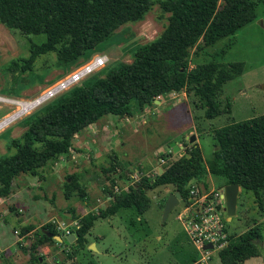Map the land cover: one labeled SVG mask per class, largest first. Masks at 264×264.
I'll use <instances>...</instances> for the list:
<instances>
[{
  "label": "rangeland",
  "instance_id": "rangeland-1",
  "mask_svg": "<svg viewBox=\"0 0 264 264\" xmlns=\"http://www.w3.org/2000/svg\"><path fill=\"white\" fill-rule=\"evenodd\" d=\"M152 1V8L143 18L120 25L85 56L62 61L55 52H49L40 55L28 70L16 64H24L31 47L44 42L46 34L28 35L0 23V120L20 107L14 100L37 99L50 85L95 55H106V65L79 84L132 63L140 47L158 37L168 20L169 13L163 11L160 0ZM256 13L257 18L234 35L203 49L198 48L202 44L200 40L189 48L186 57L188 70L212 60L244 63V72L226 82L220 96L223 104L231 101L230 113L209 119L198 97L193 92L183 91L163 94L143 110L134 109L131 116L108 114L102 117L77 133L70 151L51 160L38 175L22 173L14 179L10 195L0 196V209L8 210L0 217V232L4 230L8 236H13V230L20 229L26 219L38 223L52 217L51 223L58 233L65 234L62 228L65 226L77 236L76 230L84 215L110 204L108 191L120 193L128 190L129 184L141 182L142 176L155 177L160 168L185 155L195 142L207 165L215 149L216 128L233 120L264 114V0H259ZM64 92L22 113L2 129L0 156L13 154L16 149L10 148L9 142L22 137L29 116ZM193 136L196 139L191 142ZM173 142L180 146L179 151H173ZM72 181L75 187L66 195V183ZM206 182L219 187L225 179L210 173ZM191 187L199 191L202 188L200 182ZM172 192H175L172 185L149 190L151 206L144 214H138L135 208H121L113 217L97 219L84 248L75 256L65 254V249L68 252L75 249L74 241L65 239L67 245L61 249L64 253L58 251L61 259L57 263L189 264L194 257L200 258L185 223L177 217L188 203L182 199L164 220L165 203ZM238 205L236 215L230 221L227 219V228L230 233L244 232L248 223L258 220L263 237V241L258 242L260 255L244 264H264V216L259 217L254 193L242 189ZM245 207L247 210L243 213ZM16 247H11L13 253ZM17 255L20 259L27 256L25 251ZM208 256L207 264H223L219 250L213 249Z\"/></svg>",
  "mask_w": 264,
  "mask_h": 264
},
{
  "label": "trees",
  "instance_id": "trees-1",
  "mask_svg": "<svg viewBox=\"0 0 264 264\" xmlns=\"http://www.w3.org/2000/svg\"><path fill=\"white\" fill-rule=\"evenodd\" d=\"M152 0H0V23L31 34H46V40L35 43L22 70L31 69L37 58L55 52L62 61L85 56L105 41L122 24L138 20L152 8ZM169 13L164 30L154 40L143 44L132 63L111 70L105 76L84 81L67 90L39 111L31 114L20 139H11V155L0 156V196L10 195L14 179L28 173L38 175L51 160L70 151L73 139L90 124L111 114L133 115L161 95L169 92H193L205 108L209 119L230 113L231 101L220 99L226 82L244 72L243 62L224 63L212 60L188 70L189 48L202 41L199 49L234 35L257 18L259 0H160ZM226 50L223 49L222 53ZM215 149L206 165L195 142L178 160L169 161L155 177H141L128 190L109 192L110 204L90 211L81 218L76 230L75 256L87 242V235L99 218L111 217L121 208H135L144 214L151 206L149 190L172 185L189 205L191 182H206L207 176H222L225 184L237 183L255 195L259 217L264 216V114L235 121L214 130ZM208 188V183H204ZM75 183H66L70 195ZM51 221L37 232L38 241L31 246L34 260L37 248L45 240L58 242L42 232L58 233ZM228 233V244L219 250L223 264H243L258 256V242L263 241L258 220L248 223L244 232ZM26 227L22 233L29 232ZM198 259H195L197 261Z\"/></svg>",
  "mask_w": 264,
  "mask_h": 264
},
{
  "label": "built area",
  "instance_id": "built-area-1",
  "mask_svg": "<svg viewBox=\"0 0 264 264\" xmlns=\"http://www.w3.org/2000/svg\"><path fill=\"white\" fill-rule=\"evenodd\" d=\"M107 59L106 55H95L50 85L39 98L43 97L46 100L78 85L90 74L104 67ZM18 112L19 108L0 120V131L17 118ZM191 193V203L185 206V209L179 214V218L185 223L193 243L201 254L197 264H207L208 255L213 249L221 250L228 244L224 186L208 192L192 188ZM62 228L66 230V235L73 234L67 227L63 226ZM210 242L214 247L206 248ZM0 251H2L1 248Z\"/></svg>",
  "mask_w": 264,
  "mask_h": 264
},
{
  "label": "crops",
  "instance_id": "crops-1",
  "mask_svg": "<svg viewBox=\"0 0 264 264\" xmlns=\"http://www.w3.org/2000/svg\"><path fill=\"white\" fill-rule=\"evenodd\" d=\"M196 182H200V184L202 186L200 191H202V192H208L214 188H219V187H222L225 185V183H224L223 185H221L219 187H215V186H210L208 184V188H206V185L204 183H202V181H197V180H193L191 182V185H193ZM241 192H242V188L240 187L239 202H240ZM109 199H110V197H109ZM242 202H243V204H245L244 200H242ZM255 207H256V203H255ZM238 209H239V205L237 206V212H238ZM246 210H247V208L245 207L243 213H245ZM6 211H8V210L5 208H1L0 209V217H2V215ZM18 212H21V208H19ZM65 214H69V213H65ZM19 215L20 214H18V216ZM70 215H71V212H70ZM115 215H113V216H115ZM113 216H111V217H113ZM177 217L179 218V214H177ZM51 218L52 217H49L46 219H41V221L38 223H32V222H30V219H26V222L23 224V226L20 229H14L13 230V234H14L13 236H8L7 233L3 232L4 230H2L0 232V248L2 250V251H0V264H58L57 262H60L61 257L58 258L57 254H58V251L60 253L62 251L61 249H63V247L65 245H67V244H65V239L62 242L56 240L55 238L54 239L58 242H51L48 240H45L44 242H42L37 248V253H36V255L38 256L37 261L32 258V254H31L32 244L35 241H38L37 237H39V236L36 235L37 232L39 231V229H41V227L46 222L50 221ZM107 218H109V217H107ZM0 225L2 226L1 222H0ZM26 227L31 228V230L29 232L22 233V230ZM186 230H187V228H186ZM188 235H189V232H188ZM14 245L17 246L15 249L16 250L15 253H13L11 250V247H13ZM19 251H25L27 256L24 259H22V258L20 259V256L17 255V253H19ZM62 253H64V252L62 251ZM54 256H57V257L55 258ZM258 256H255L252 258H256ZM252 258H250V259H252ZM195 259H198V258L194 257L189 264H197V261H195ZM15 262H17V263H15Z\"/></svg>",
  "mask_w": 264,
  "mask_h": 264
},
{
  "label": "water",
  "instance_id": "water-1",
  "mask_svg": "<svg viewBox=\"0 0 264 264\" xmlns=\"http://www.w3.org/2000/svg\"><path fill=\"white\" fill-rule=\"evenodd\" d=\"M44 100L43 97L36 99L35 102L41 103ZM195 136L190 138V141L193 142L195 140ZM173 151L177 152L180 150V146L177 142L172 143ZM160 172H163V169L160 168ZM224 193H225V209H226V218L229 221L232 219L233 216L237 213V206L239 203V193H240V185L237 183L232 184H225L224 185ZM182 200V195L180 191L172 192L167 199L164 207V220L167 219L168 215L172 212V210L180 203ZM48 236L55 238L56 240L62 242L64 239H68L71 243L77 239L76 234H62V233H54L47 229L42 230ZM213 243H208L206 248H213Z\"/></svg>",
  "mask_w": 264,
  "mask_h": 264
},
{
  "label": "bare ground",
  "instance_id": "bare-ground-1",
  "mask_svg": "<svg viewBox=\"0 0 264 264\" xmlns=\"http://www.w3.org/2000/svg\"><path fill=\"white\" fill-rule=\"evenodd\" d=\"M39 98V97H38ZM37 98V99H38ZM36 99L34 100H14L13 103H16L18 105H20L19 108H21V112H18V116L21 115L22 113H25V112H28L29 110L33 109L34 107H36L38 104L40 103H37L35 102ZM17 116V117H18Z\"/></svg>",
  "mask_w": 264,
  "mask_h": 264
}]
</instances>
